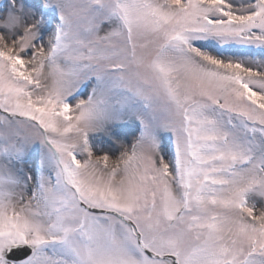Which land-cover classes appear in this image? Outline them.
Instances as JSON below:
<instances>
[{"label":"snow or ice","instance_id":"obj_1","mask_svg":"<svg viewBox=\"0 0 264 264\" xmlns=\"http://www.w3.org/2000/svg\"><path fill=\"white\" fill-rule=\"evenodd\" d=\"M0 264H264V0H0Z\"/></svg>","mask_w":264,"mask_h":264}]
</instances>
